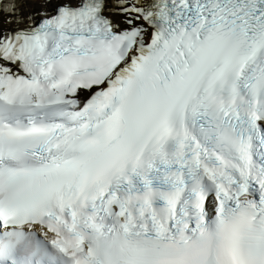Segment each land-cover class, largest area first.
I'll use <instances>...</instances> for the list:
<instances>
[{"label":"snow or ice","instance_id":"snow-or-ice-1","mask_svg":"<svg viewBox=\"0 0 264 264\" xmlns=\"http://www.w3.org/2000/svg\"><path fill=\"white\" fill-rule=\"evenodd\" d=\"M0 264H264V0H0Z\"/></svg>","mask_w":264,"mask_h":264}]
</instances>
